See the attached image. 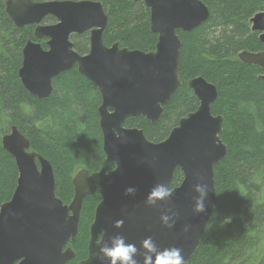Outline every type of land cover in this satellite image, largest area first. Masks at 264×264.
Masks as SVG:
<instances>
[{
    "label": "water",
    "instance_id": "1",
    "mask_svg": "<svg viewBox=\"0 0 264 264\" xmlns=\"http://www.w3.org/2000/svg\"><path fill=\"white\" fill-rule=\"evenodd\" d=\"M132 1L142 2L149 10L150 29L158 36L151 52L130 50L119 42L106 46L109 17L100 1L7 0L6 13L17 28L35 25L34 40L47 39L48 49L32 40L25 44L18 72L23 87L38 99L49 98L53 81L73 69L92 82L102 97L98 116L106 163L115 167L92 174L85 169L78 171L73 179L74 198L65 204L56 195L52 164L12 126L2 145L13 156L19 177L11 199L0 206V264H67L74 260L75 249L66 246L78 237L84 200L97 192L101 200L89 227L88 256L77 264H101L96 254L102 231L105 241L122 235L138 249L147 237L160 249L181 248L187 264L200 249L216 208L215 168L228 153L221 139L224 118L214 116L211 110L218 99L217 87L203 77L191 79L188 87L199 107L182 118L161 142L150 141L143 129L128 128L125 123L139 116L150 123L161 120L164 102L182 86L179 33H190L207 22L210 9L201 0ZM47 17L55 22L43 25ZM250 23L264 45V12L257 13ZM85 33H90V50L81 55L71 36ZM239 59L264 69V52L244 51ZM260 78L264 80V75ZM177 170L183 179L172 188L170 202L147 207L150 190L157 183L171 187ZM197 183L208 186L202 214L193 212L197 197L193 186ZM128 187L137 189L135 196L124 195ZM169 207L178 214L172 229L160 222L162 211ZM121 219L124 226L114 228ZM136 259L142 264V257ZM103 264L110 262L104 260Z\"/></svg>",
    "mask_w": 264,
    "mask_h": 264
},
{
    "label": "trees",
    "instance_id": "2",
    "mask_svg": "<svg viewBox=\"0 0 264 264\" xmlns=\"http://www.w3.org/2000/svg\"><path fill=\"white\" fill-rule=\"evenodd\" d=\"M43 2L48 0H34ZM78 1V0H71ZM108 11L104 33L107 46L119 42L130 50L151 52L158 37L150 29V13L142 2L93 0ZM210 18L190 33L180 32L182 41L179 76L182 86L164 102L158 123L145 117L129 118L125 126L143 129L153 142L168 138L180 120L199 107L188 82L203 77L218 89L212 105L214 116L224 118L221 139L228 147L225 159L215 168L217 202L203 243L188 264H264V69L240 61L239 54L264 52L259 34L250 30V19L264 10L261 0H201ZM7 0H0V206L16 189L19 172L2 138L12 126L25 135L33 150L53 166L56 195L65 204L74 198L73 179L82 169L90 174L106 163L98 109L102 97L97 87L77 69L53 81L49 98L38 99L22 85L18 72L23 48L34 40L35 25L18 29L6 13ZM55 20L48 17L44 23ZM75 50L85 55L90 33L72 35ZM44 49L46 44L42 42ZM183 174L178 170L171 188ZM99 193L84 200L79 234L74 243L77 264L88 256L89 227L100 202Z\"/></svg>",
    "mask_w": 264,
    "mask_h": 264
},
{
    "label": "clouds",
    "instance_id": "3",
    "mask_svg": "<svg viewBox=\"0 0 264 264\" xmlns=\"http://www.w3.org/2000/svg\"><path fill=\"white\" fill-rule=\"evenodd\" d=\"M119 136V133H115ZM197 180L203 181V177L199 173H194ZM137 189L128 187L125 189V196H135ZM193 191L197 193L194 200V214H202L205 212V200L208 195V186L205 183H197L193 186ZM173 196V189L164 183H157L150 190L145 204L147 207L155 208L160 203H169ZM178 214L174 208L169 207L162 211L160 216L161 224L169 229L175 226ZM124 226V220H117L113 227L120 229ZM184 231H188L185 226ZM105 233H101V242L98 244L99 250L96 259L103 264L104 260L110 264H141L136 257H142V264H187L183 250L177 247H168L160 249L154 242L152 237H147L140 242L138 249L134 243H126V239L122 235L109 237L107 241L104 239Z\"/></svg>",
    "mask_w": 264,
    "mask_h": 264
},
{
    "label": "flooded vegetation",
    "instance_id": "4",
    "mask_svg": "<svg viewBox=\"0 0 264 264\" xmlns=\"http://www.w3.org/2000/svg\"><path fill=\"white\" fill-rule=\"evenodd\" d=\"M261 1L264 2V0H261ZM260 12H264V10H261V11L256 12V13L254 14V16H255L257 13H260ZM254 16H253V17H254ZM253 17H252V18H253ZM252 18H251V19H252ZM251 19H250V20H251ZM249 23H250V21H249ZM250 30H251L252 32H254V33L259 34V36H260V33H259V32H256V31H253V30H252V28H251V23H250ZM34 39H35V38H34ZM259 40H260V39H259ZM28 41H29V40H28ZM32 41H36V40H32ZM43 42H44V43L46 44V46H47V39L44 40ZM260 42H261V41H260ZM41 44H42V43H41ZM89 45H90V43H89ZM106 46H107V45H106ZM46 49H48V46H47ZM89 50H90V49H89ZM247 52H248V51H247ZM177 171H178V170H177ZM177 171H176V172H177ZM66 247H67V246H66ZM67 248H68V247H67ZM83 260H84V259H83Z\"/></svg>",
    "mask_w": 264,
    "mask_h": 264
},
{
    "label": "bare ground",
    "instance_id": "5",
    "mask_svg": "<svg viewBox=\"0 0 264 264\" xmlns=\"http://www.w3.org/2000/svg\"><path fill=\"white\" fill-rule=\"evenodd\" d=\"M47 18H48V17H47ZM47 18H45V19H44V21H45ZM44 21H43V23H42V24H43V25H46V24L44 23ZM25 27H26V26H25ZM23 28H24V27H23ZM18 29H19V28H18ZM43 41H44V40H41V41H36V42H38V43H40V44H41Z\"/></svg>",
    "mask_w": 264,
    "mask_h": 264
},
{
    "label": "rangeland",
    "instance_id": "6",
    "mask_svg": "<svg viewBox=\"0 0 264 264\" xmlns=\"http://www.w3.org/2000/svg\"><path fill=\"white\" fill-rule=\"evenodd\" d=\"M127 1H129V0H127ZM130 2L132 3V4H135L132 0H130ZM107 13H108V11H106ZM149 19H150V16H149ZM158 37V36H157ZM155 46H156V44H155Z\"/></svg>",
    "mask_w": 264,
    "mask_h": 264
}]
</instances>
